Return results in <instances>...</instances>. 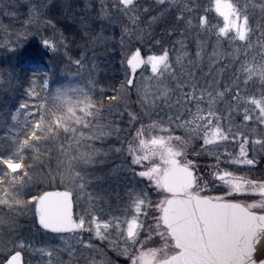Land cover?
Instances as JSON below:
<instances>
[{
	"label": "snow or ice",
	"instance_id": "1",
	"mask_svg": "<svg viewBox=\"0 0 264 264\" xmlns=\"http://www.w3.org/2000/svg\"><path fill=\"white\" fill-rule=\"evenodd\" d=\"M155 4L160 11L150 16L147 29L165 15L173 14L168 35L179 29L181 38L174 42L179 49L175 61L160 40L155 41L159 51L149 48L145 52L142 46H135L122 52L125 78L113 89L117 95L107 99L124 101L127 105L135 89L143 113L128 110L126 106L128 119L124 127L115 120L104 122V105L90 91L71 81H51L49 70L42 67L43 57L49 51L53 56L58 54L63 40L57 42L41 36L37 48L24 57L33 76H43L41 88L45 95L41 97L35 87L37 79H33L26 91L36 100L32 105L34 111H28L29 105L21 103L11 114L12 121L17 122L20 109H24L25 120L22 132L10 136V143L0 147V206L10 211L25 209L46 234L58 236L63 244L59 251L69 257L67 262L57 258L58 264H79L81 259L85 264H115L107 255L108 250L124 257V264H264V179L237 174L258 165L257 145L264 152V134L252 139L244 130L250 122L264 126V15L253 28L248 4L240 6L235 0H209L203 8L199 0H155ZM252 6L259 7L264 14V3ZM112 10L127 17L131 25L123 27L121 46L125 34L129 38L136 35L142 43L145 29L140 27L139 13L147 14L150 9H139L138 0H113ZM213 12L218 18L215 23L210 18ZM41 15L40 8L31 5L27 23L39 20ZM101 15L108 18L107 7L102 6ZM256 32L259 35L254 42L252 37ZM192 33L197 37L207 35L209 39L215 36L206 72L203 63L208 41L197 39L193 57L184 39ZM29 35L32 34L17 33L15 41L10 40L4 47L14 53L16 45L26 41ZM91 40L95 44L106 38L101 32ZM225 42L232 49L227 56L222 47ZM227 57L231 59L224 63ZM83 59L82 55L72 63L82 69ZM228 71L233 78L222 84ZM145 72L150 75H144ZM200 72L203 82L198 76ZM4 75L0 71V84L5 82ZM7 75L11 84L12 73ZM257 81L259 96L249 94V85ZM52 83L57 84L54 89ZM105 91L101 89V95ZM221 105H225L227 116L221 113ZM165 110L166 115H161ZM153 113L158 119L145 124L143 117L151 118ZM233 113L242 114L240 125L233 123ZM119 116L122 121L124 112ZM122 133H126L124 139ZM113 135L120 141L115 151L127 153L130 162L126 169L139 180L128 189L127 202L119 215H102L93 202L101 197H93L91 193L87 196L88 207L78 212V201L87 187L78 166L94 164L103 152L94 146L95 142L103 144ZM62 136L67 143H60L56 168H49L46 176L50 177L49 187L62 186L63 190L25 191L33 180L29 170L36 162L43 161L45 153L40 146ZM196 142H200L198 149L192 146ZM229 142L233 146L238 144L239 150L228 151ZM221 147H224L222 153ZM28 150L34 153L33 164L26 162ZM189 153L215 159L214 164L204 166L207 175L198 174L200 166ZM222 164L238 167L230 170L221 167ZM145 180L148 185L139 187ZM150 191L155 192L156 200L150 197ZM3 223L4 219L0 218V224ZM72 240L76 241L75 245ZM105 244L107 249L103 247ZM25 248L31 245L20 237L11 248L4 245L0 264H24ZM37 251L48 257V264H53L57 249L42 247Z\"/></svg>",
	"mask_w": 264,
	"mask_h": 264
},
{
	"label": "rangeland",
	"instance_id": "2",
	"mask_svg": "<svg viewBox=\"0 0 264 264\" xmlns=\"http://www.w3.org/2000/svg\"><path fill=\"white\" fill-rule=\"evenodd\" d=\"M65 0H49V2H52L56 5H58V8L62 6ZM70 3L72 5H75V7H83V11L86 13V15H90L88 17V23L89 25L93 26V29L95 30V34H100L102 32L103 36L106 38V40L93 44L91 37L92 35L87 34L85 36V39L88 41V45L85 47V50H82L83 64L84 67L78 68L80 72L81 78H83V83L89 84L92 86L94 83H99V78L103 79L102 77H105L104 79H111L113 81H116L120 77L122 78V81L125 78V72L124 68L126 65L122 66L121 61L123 59L122 52L127 51L129 47H135L140 46L144 43L150 42L151 37L154 36V31L156 29L164 28L166 30L167 37L163 36L160 38L153 39L152 43L155 46V41L160 40L161 45L163 47H167L170 51V55L173 61H175V57L177 55L176 49H179V45H175L174 42L177 39H180V31L177 29L176 33L174 35L169 36L168 31L170 30V26L173 21H171L169 18L173 14H167L164 17L160 19V21L154 25H152L151 29H147V21L150 18L151 15H157L159 13V8L155 4V0H138V8L143 9L145 7L149 8V13L145 14L142 11H140L141 16V23L140 27L145 29V38L143 42L139 41L138 37L136 35H133L131 38L128 37V35H123V41L124 45L121 46V38H122V30L125 25L128 27H131L129 24V21L127 17H125L123 14L119 12H115L112 10V4L113 0H70ZM199 3L201 5V8L204 6H207L209 3V0H199ZM107 7L109 10V16L107 19L103 18L101 15V8ZM42 13L39 17V20H36L38 22V28L42 30L41 36L54 39L55 41L59 42L63 39H61L58 35L57 30L55 29V24L53 22V25L45 23V21H50V14L44 13V8L42 7ZM82 12V16H86ZM57 17V16H56ZM210 18L212 19V22L215 23L218 19L216 17V14L213 12L210 14ZM56 18H52L51 20L54 21ZM87 20V16H86ZM57 21V19H56ZM53 29V34L50 35L49 30ZM150 31V34H149ZM40 36V37H41ZM40 39V38H39ZM185 44L187 51L192 54L194 57V53L196 51V41L197 39L208 41V43L205 45V52H204V63H203V71L206 72L208 70V56L212 52L213 48L212 45L215 43V36L209 37L207 35H202L200 37H197L195 33L186 35ZM40 44V40H38L37 45L35 44L34 49L37 48V46ZM27 45L23 47V49H20L21 51L12 52L11 56L14 57L15 63L19 62V70H16L17 76L19 71L22 69L24 71L30 70L27 68L24 57L27 56L29 53H31L33 50L31 47ZM145 47V46H144ZM223 50L225 52V55L227 56V53L231 52L232 49L228 46V44L225 42L223 45ZM22 48V47H21ZM154 50L159 51V46L152 47ZM149 48L145 49V52H147ZM27 50V52H26ZM40 51L43 52L44 49L41 47ZM72 52V54H71ZM67 53V55H65ZM74 51H70L67 49V45L64 43L61 45L60 50L58 54L55 56L52 55V53L49 51L48 58L45 56L43 57V64L42 67H46L51 75V79L53 78V69L54 66H58V63H61V68L64 69L65 67L68 68L69 66L76 68L77 66L72 63V60L80 59L81 56H75ZM76 54V53H75ZM71 58V59H69ZM231 58L227 57L224 60V63H228ZM95 65V67H93ZM1 68V64H0ZM31 71V70H30ZM144 75H150V72H145ZM42 76V75H41ZM102 76V77H101ZM199 78L201 79V82H203L204 76L203 72L198 73ZM226 75H224V80L222 81V84L225 82H230V79L225 78ZM43 77V76H42ZM138 83L141 81V76L138 74L136 77ZM92 81L93 83H90ZM111 85L112 88H115V85L113 83H108L107 88H109ZM259 82L257 81L254 85H249L248 92L249 94L255 93L257 96H259L260 88H259ZM243 87V85H241ZM256 87V88H255ZM255 88V89H254ZM102 86H99V92L101 91ZM105 93L103 94L105 97L117 95V93L108 89H105ZM113 93V94H112ZM138 97L136 94L135 89L131 91L130 98L127 100V105L124 101H113L107 103H111V107L106 106L105 109L110 112V114H116L118 111L124 112L123 120L125 122V125L127 123V113L124 111L125 107L127 106L128 110L135 111L138 113H141L143 115L140 104L137 102ZM118 113V116H119ZM161 115H166V110L164 113H161ZM227 116V114L225 115ZM152 119H158V117L155 115V113L152 114L151 118L145 116L143 117V122L145 124H148L151 122ZM118 121H121V118H117ZM227 124V120L225 121ZM233 123L235 125H240L242 123V114L237 115L236 113L233 116ZM137 127H139V124H137ZM252 129H256L255 133L252 132ZM246 133L250 135L252 139L259 138L261 134H264V126L258 125L255 122H250L249 126L244 129ZM176 134H180L177 132ZM126 136V133L121 134V139H124ZM114 137V138H113ZM113 137L108 138L105 143L108 144V146L104 149L103 152H106L107 155L102 154L96 159L94 164L84 166L79 165V169L81 170L82 175L85 176V181L87 182V187L84 190L83 198L78 201L79 207L76 209V211L80 212L83 209L88 207L89 201L87 199V196L89 193L93 195V197H101L100 200H95L94 203L96 204V210L101 211V214H112V215H119L124 208L126 202H127V196L126 193L128 189L136 184V181L139 180L138 177L133 178V175L130 171H127L126 165L130 162V158L126 159L127 153L121 152L117 153L115 151V148L120 147V141L116 139L115 135ZM125 148L127 147L126 141H125ZM195 148H199L200 142H196L192 145ZM228 151H238L239 146L238 144L233 146L231 142H229L226 145ZM249 150L251 153L252 146L249 145ZM219 151L222 153L224 151V147H221ZM256 153H257V159L264 157V152L261 151L259 145L256 146ZM59 155V154H58ZM190 158H193L196 160L198 165L200 166V172L198 174H205L207 175V169H205V165L207 164H214L215 159L209 158L207 155H201L199 157H194L191 153H189ZM147 163V162H145ZM221 167H227L230 168V170H235L238 166H229L227 164H222ZM139 170V169H137ZM260 169H258V166L255 167V169L248 171H240L237 172L238 175H245L249 176L251 178L254 177V179L260 180L264 179V168L259 172ZM35 173V177L33 174ZM31 176L34 177L32 182L28 184L25 188V191L32 190L33 192H37L40 189H44L46 186H49L48 180H50V177L47 179H43L39 176L37 171H32ZM209 180H211V176L207 177ZM41 183V185H39ZM57 184H59V179H57ZM148 185V182L145 180L143 184H140L139 187L144 188ZM34 186V187H33ZM101 186V187H100ZM211 187V185H210ZM58 190H63V187L61 186L58 188ZM212 195L219 194L218 192H212ZM77 195L79 196L80 193L77 192ZM150 197L153 200H156L157 197L155 195V192L150 191ZM27 199V197H24ZM258 198V197H257ZM251 202V201H249ZM32 215L28 214L25 209H19L17 211H10L9 209L0 206V218H3L5 223L0 224V231L3 232L5 228H7V231L11 232V235L4 236L5 234L0 233V252H2L3 246L6 245L7 248H11L13 246V243L16 241L17 237L22 238V234L24 232L23 229H26L30 224L27 220L32 221ZM11 225L10 229H8V226ZM16 229V231H15ZM85 238H87L88 234H84ZM141 239H143V235H141ZM8 241H12V243H8ZM72 244L76 243L75 240L71 241ZM95 243L99 244V241H96ZM63 246L60 238H58V243L56 244V247L61 249ZM149 246H155V245H149ZM105 249H107V244L103 246ZM26 252L23 254L24 262L25 264H48V257L45 255H42L37 249H24ZM23 250V251H24ZM114 254L113 257L110 256V254ZM107 255L115 262V264H124V257H118L115 252H112L110 250L107 251ZM77 256L78 253H77ZM59 261H67L64 260L60 254H55L53 259V264H58ZM99 258V257H97ZM4 256L3 254H0V260H3ZM69 260V259H68ZM81 264V262H79Z\"/></svg>",
	"mask_w": 264,
	"mask_h": 264
},
{
	"label": "trees",
	"instance_id": "3",
	"mask_svg": "<svg viewBox=\"0 0 264 264\" xmlns=\"http://www.w3.org/2000/svg\"><path fill=\"white\" fill-rule=\"evenodd\" d=\"M235 2L239 3L240 6L248 4V12L252 20V26L253 28H256L257 23L262 21V15L264 14L261 13L259 7H253L252 4L255 3L259 5L264 3V0H235ZM33 4L40 8L41 13L43 7L44 13L50 14V22L55 24V29L57 30L59 37L63 39L68 50L74 51L76 53H74L75 56H81L82 50H85V47L88 45V41L85 39V33L87 32V34L92 36L95 34L93 26H91V24L89 25L88 23V17H90V15H86V13L83 11V7L74 8L75 5H72L70 0H65L60 8H58V5L55 6L54 3L49 2V0H3V3H0V71L4 72L5 74V82L0 84V147H4L10 143V136H14L16 133L22 132L23 123L25 120V110L20 109V115L17 122H13L11 119V114L15 113L16 110L19 109L20 104L27 103L29 105L28 111H34L32 105L36 103V100L35 98L29 97L26 91L30 86H32L31 81L33 79H37L35 87L37 91H39L41 97L45 95V91L41 88L43 77L41 75L39 77H34L32 71H24L22 69L19 71L17 76L16 70H19V62L15 63L14 57L11 56L12 52L8 51L7 47H4V45L8 44L10 40L15 41L16 34L20 32H28L32 35H29L26 41H21L20 45H16V51H21L20 49H23L25 46L27 49V45H29L33 50L35 44L37 45L42 32V30L38 28L39 23L36 22V20L32 21L31 23H27L29 21V8ZM82 12L87 16V20L86 16H82ZM52 18H56L57 21L56 19L52 21ZM169 19L173 21V15ZM53 23L51 24L53 25ZM52 31L54 30L51 28L49 30L50 35L53 34ZM258 35L259 32H256L253 35L252 39L254 42ZM163 36L167 37L166 30L164 28H158L154 31V36L151 37L150 42H148V44L146 42L140 46H142L144 49L155 47L154 44H150L153 42L152 40L160 37L163 38ZM11 46L12 45H9V47ZM45 57L48 58V56ZM250 58L251 57L249 56V59ZM241 59H243V54H241ZM57 65V67L54 66L53 78L51 81H57L60 83H68L71 81L73 85L83 87L85 90L90 91L96 100L102 101L104 108L108 106L109 103H107V96L105 97L104 95H101V91L99 92V86L101 85L102 89H108L114 92V88H112L113 85L107 88L108 83H113L115 88H118L122 81L121 77L116 81H113L111 79H104L105 77L101 76L103 79L99 78V83H94L92 86H90L89 84L83 83V78L80 76L78 67L73 68L69 66L68 68L65 67L62 69L61 63H58ZM8 72L12 73L11 84L7 82L9 79L7 75ZM225 75V78L227 79L233 78L231 71L226 72ZM56 86V83H52L53 89ZM220 111L223 115L227 114L225 105L220 106ZM118 113L119 111L116 114H110V112L105 109L103 113L104 122L115 120L120 124L121 127H124V120H122V122L117 120V118L119 119L120 117L118 116ZM234 114L235 113H233V116ZM20 138H22V136ZM62 142L65 144L67 143L63 136L60 138V140L49 141L47 144L41 145V152L45 153L43 161L36 162L35 166L29 170L30 173L32 171H37L41 178L44 176L45 177L43 179L49 178L46 176V174L48 173L49 168L55 170L56 160L59 156V145ZM94 146L104 151L108 144L105 142L101 144L100 141H96ZM33 155L34 153L31 150L26 151L25 158L28 164H33ZM258 161L259 163L257 166L258 169H260L259 172H261V170L264 168V157L259 158ZM33 176L35 177V173ZM39 185H41V183ZM42 190L58 189L46 186L44 189H40L37 192ZM27 221L30 225L26 227V229H23L22 232L24 233L22 234V238L31 245V248L29 249L51 247L57 249V251L54 252L52 259H54L55 254H60L64 260L68 261L69 257L67 253L59 251L56 247L59 238L58 236L52 233L46 234L44 230L37 226V222L35 221L34 217H32V221ZM10 227L11 225L8 226V229H10ZM0 233L5 234L4 236L11 235V232L7 231V228H5L3 232L0 231ZM75 244L76 243L73 245ZM25 252V250L22 251V254H25ZM77 253L80 255L79 251ZM110 256L113 257L114 254L111 253ZM80 262L81 264H85L83 259H81Z\"/></svg>",
	"mask_w": 264,
	"mask_h": 264
},
{
	"label": "water",
	"instance_id": "4",
	"mask_svg": "<svg viewBox=\"0 0 264 264\" xmlns=\"http://www.w3.org/2000/svg\"><path fill=\"white\" fill-rule=\"evenodd\" d=\"M62 191V190H61ZM37 226L39 227V225H38V223H37ZM40 228V227H39ZM43 230V229H42ZM22 257H23V255H22ZM23 262H24V258H23Z\"/></svg>",
	"mask_w": 264,
	"mask_h": 264
}]
</instances>
